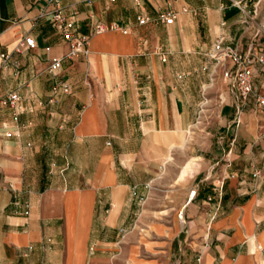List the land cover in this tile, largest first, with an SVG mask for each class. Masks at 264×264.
I'll return each instance as SVG.
<instances>
[{
  "label": "crops",
  "instance_id": "obj_1",
  "mask_svg": "<svg viewBox=\"0 0 264 264\" xmlns=\"http://www.w3.org/2000/svg\"><path fill=\"white\" fill-rule=\"evenodd\" d=\"M60 1L91 35L88 56L67 58L69 45L39 18L44 0H0V98L24 102L18 122L0 108V264H264V116L252 103L239 110L229 86L215 180L166 191L156 198L164 213L144 211L222 78L215 46L253 45L264 57V0ZM165 11L172 25L156 22ZM98 22L129 32L94 35ZM23 36L37 48L16 53ZM58 58L72 94L49 105ZM254 86L264 93V64Z\"/></svg>",
  "mask_w": 264,
  "mask_h": 264
},
{
  "label": "built area",
  "instance_id": "obj_2",
  "mask_svg": "<svg viewBox=\"0 0 264 264\" xmlns=\"http://www.w3.org/2000/svg\"><path fill=\"white\" fill-rule=\"evenodd\" d=\"M40 1L42 0H36V2ZM44 1L45 4L39 9V18L47 19L62 42L69 45L70 52L67 58L74 59L80 55L88 56L91 35L85 34L80 30L77 22L64 11L60 0ZM136 2L139 1L136 0ZM176 18V13L165 11L157 15L156 22L163 25H172ZM149 21L150 19L147 16L138 18V23L142 26L146 25ZM108 32L128 34L129 30L117 23L104 24L102 22H98L93 29L94 35ZM37 46V42L33 37L23 36L19 40L15 52L20 53L22 49L35 50ZM46 50L49 51L50 49L47 48ZM210 57L217 65L223 66L222 79L227 86L231 87L239 110H243L252 103L256 111L264 116V93L256 90L254 86L255 66L257 64L263 65L264 57L255 52L253 45L246 52H243L237 47L224 44V42H219L215 46L214 53L210 54ZM2 59L4 68H7L12 62L11 56L8 54H3ZM162 61L166 62L164 56L162 57ZM62 62L63 58L54 60L49 69V72L56 78L47 101L49 105H58L62 97L72 94L70 85L59 78ZM23 104V98L18 92H13L6 97L0 98V108L10 110L14 122H18L20 119L24 111ZM259 174L256 173L255 176ZM222 179L225 181L226 177ZM149 188L150 186H148ZM196 188H199V186L197 185ZM195 194L196 190L193 191L192 196H195ZM146 199L147 197H141L139 202L144 204ZM13 205L22 209L23 215L29 216L31 206L28 202H21L18 197H15Z\"/></svg>",
  "mask_w": 264,
  "mask_h": 264
},
{
  "label": "rangeland",
  "instance_id": "obj_3",
  "mask_svg": "<svg viewBox=\"0 0 264 264\" xmlns=\"http://www.w3.org/2000/svg\"><path fill=\"white\" fill-rule=\"evenodd\" d=\"M222 95L226 97L224 103H221ZM230 104H232V98L228 95L227 85L222 78L219 82L215 81L207 86L205 102L198 120L185 132L186 143L183 148L176 150L172 161L168 163V174L164 172L153 186L150 199L144 206L145 212L159 210L164 213L167 210L166 206L162 204L159 206L161 202H158L156 198H165L166 191H175L177 188L188 186L189 183H194L193 186L196 187L201 182L215 180L214 173L210 170L211 166L217 163V160L213 158L219 146V138L227 132V126L233 119L234 108ZM181 174H184L185 179L182 180ZM160 201H163V204L166 203V200ZM150 203L153 204L152 210Z\"/></svg>",
  "mask_w": 264,
  "mask_h": 264
},
{
  "label": "bare ground",
  "instance_id": "obj_4",
  "mask_svg": "<svg viewBox=\"0 0 264 264\" xmlns=\"http://www.w3.org/2000/svg\"><path fill=\"white\" fill-rule=\"evenodd\" d=\"M180 177L182 178V180H183V179H185V176H184V174H181V176H180Z\"/></svg>",
  "mask_w": 264,
  "mask_h": 264
}]
</instances>
